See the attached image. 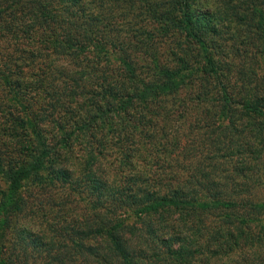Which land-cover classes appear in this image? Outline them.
<instances>
[{"label": "trees", "instance_id": "1", "mask_svg": "<svg viewBox=\"0 0 264 264\" xmlns=\"http://www.w3.org/2000/svg\"><path fill=\"white\" fill-rule=\"evenodd\" d=\"M0 264H264V0H0Z\"/></svg>", "mask_w": 264, "mask_h": 264}]
</instances>
